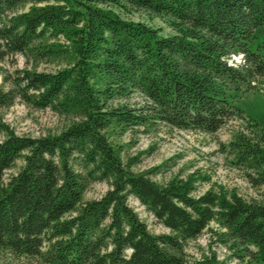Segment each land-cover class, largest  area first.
<instances>
[{
    "label": "trees",
    "instance_id": "1",
    "mask_svg": "<svg viewBox=\"0 0 264 264\" xmlns=\"http://www.w3.org/2000/svg\"><path fill=\"white\" fill-rule=\"evenodd\" d=\"M0 0V63L21 55L51 72L23 71L0 87V109L20 100L67 123L55 135L0 141V254L42 264H186L184 248L212 223L233 249L264 264V203L207 191L196 179L154 181L119 143L172 129L214 135L243 118L237 102L264 80V0ZM28 4V12L16 11ZM41 5V6H40ZM168 19L174 31L126 20L113 8ZM241 58L236 63V58ZM139 95L140 102L131 103ZM262 144L238 133V161L264 182ZM19 161L23 166L8 179ZM106 183L100 199L89 187ZM138 200L169 233L154 235Z\"/></svg>",
    "mask_w": 264,
    "mask_h": 264
},
{
    "label": "rangeland",
    "instance_id": "2",
    "mask_svg": "<svg viewBox=\"0 0 264 264\" xmlns=\"http://www.w3.org/2000/svg\"><path fill=\"white\" fill-rule=\"evenodd\" d=\"M61 0H48L43 3L56 4ZM33 5L28 4L16 11L17 14L28 12ZM41 6V5H40ZM126 20L144 23L160 30L162 36H172L174 31L168 19L136 8H113ZM236 63L241 58L235 59ZM59 68L57 63L44 62L33 64V60L18 55L0 63V87L9 89L6 81L12 80L23 71L51 72ZM140 102L139 95L131 103ZM242 111L243 118L232 120L227 126L214 135L200 132L172 129L166 125L155 130L142 129L139 133L127 134L120 139L126 145L125 156L135 158V172L153 171L151 177L161 185L173 179L186 180L194 176L196 183L193 196L199 197L211 190L224 191L227 196L237 194L246 201L264 203V182L258 172L247 164L238 161L231 143L238 133H244L255 143L262 144L264 131V80L257 82L256 87L244 94L236 103ZM67 121L51 109L35 110L18 100L13 107L0 109V141L6 138L4 128H8L21 137L40 138L55 135L62 131ZM19 161L15 168L6 173V179L16 173L22 166ZM106 183H96L89 187L85 201L100 199L108 191ZM129 204L146 223L154 235L168 234L169 231L160 225L155 217L135 198ZM233 243L227 241L225 230L217 223H212L196 240L185 244L186 264H253L252 259L233 249ZM0 264H42L38 260L16 259L7 254H0Z\"/></svg>",
    "mask_w": 264,
    "mask_h": 264
}]
</instances>
